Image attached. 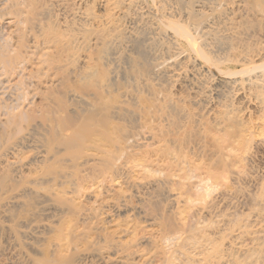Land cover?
I'll list each match as a JSON object with an SVG mask.
<instances>
[{"label":"rangeland","instance_id":"1","mask_svg":"<svg viewBox=\"0 0 264 264\" xmlns=\"http://www.w3.org/2000/svg\"><path fill=\"white\" fill-rule=\"evenodd\" d=\"M179 23L187 25L183 20ZM134 28L133 38H137L129 49L117 44L95 48L89 37L74 49L71 46L68 52L74 54L76 67L84 65L82 73L40 95L32 118L33 140L1 154L0 168L9 166L0 173V264H117L120 260L168 264L163 236L183 229L200 206L183 179L184 168L220 186L218 197L231 198L233 186L223 179L231 177L248 136L255 140L259 109L246 98L230 97L234 111L225 116L222 104H215L213 110L203 111L198 124L193 115L201 106L181 100L192 95V83L208 80L191 73L134 91V81L141 83L139 77L149 75L140 59L150 62L141 40L146 31ZM164 46L168 45L162 40L158 49ZM111 52L121 56L131 52L134 59L115 65ZM114 68L115 77L111 75ZM129 90L134 94L126 100L123 93ZM74 95L86 99L93 110L83 109ZM167 97L174 99L172 107ZM50 99L58 105L49 103ZM55 108L64 110L60 115L71 123L63 135L76 129L73 144L64 146L55 139L51 114ZM179 108L189 115H178ZM118 109L127 110L128 116H114ZM215 118L224 122L219 125ZM50 150L53 153L43 162L39 156ZM251 151L254 171L237 189L241 197L228 204L230 212L243 218L252 209L263 208L258 203L264 200V146L252 145ZM178 157L185 158L184 164H177ZM14 162L23 166L22 172L14 170ZM162 174L172 180L169 185H149ZM46 192L47 200L61 207L59 212L47 214Z\"/></svg>","mask_w":264,"mask_h":264},{"label":"bare ground","instance_id":"2","mask_svg":"<svg viewBox=\"0 0 264 264\" xmlns=\"http://www.w3.org/2000/svg\"><path fill=\"white\" fill-rule=\"evenodd\" d=\"M181 20L187 25L180 24ZM134 27L146 31L141 40L150 56V62L140 59L148 67L149 75H141V83L134 81V91L141 86L149 89L151 82L177 81L191 73L208 80L192 83V95L181 100L201 106L200 112L193 115L198 124L203 111L213 110L215 104H222L225 116L234 111L231 98H246L260 112L255 140L248 136L236 156L238 161L231 177L223 179L233 186L231 198L218 197L220 186L184 168L183 179L200 206L183 229L163 236L168 264H264V200L257 202L263 208L252 209L245 218L228 210V204L239 196L237 189L245 185L255 165L252 145L264 146V0H0V158L2 153H12L33 140L32 118L39 96L82 73L84 65L80 61L76 67L74 54L68 52L71 46L74 49L89 37L95 48L117 44L129 49L137 38H133ZM162 40L168 46L159 50ZM130 53L121 56L119 52H111L109 57L115 65L130 63L134 59ZM116 69L111 71L113 77L117 75ZM132 93L124 92V99L132 98ZM76 98L83 109L93 110L86 99L74 95L73 100ZM166 99L171 106L174 99ZM49 103L58 105L53 99ZM125 109L114 110L113 115L125 118L128 116ZM63 111L55 108L51 114L56 123L55 139L67 146L76 141V129L68 136L63 135L71 125L60 115ZM72 111L76 113V107ZM177 113L181 117L189 115L180 108ZM223 119L215 121L220 125ZM52 153L50 150L39 158L45 162ZM183 159L178 157L177 164H184ZM16 163L14 170L22 172L23 166ZM8 166H2L0 173ZM225 171L226 168L224 176ZM171 182L162 174L149 185L167 186ZM43 196L47 214L61 210L47 200L48 192ZM124 263L133 264L128 260L117 262Z\"/></svg>","mask_w":264,"mask_h":264}]
</instances>
